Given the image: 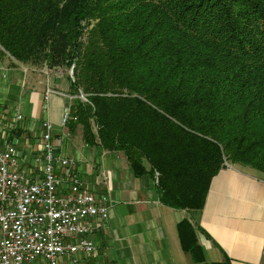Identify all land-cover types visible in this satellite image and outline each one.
<instances>
[{"label":"trees","instance_id":"1","mask_svg":"<svg viewBox=\"0 0 264 264\" xmlns=\"http://www.w3.org/2000/svg\"><path fill=\"white\" fill-rule=\"evenodd\" d=\"M3 59L73 68L66 130L167 207L203 209L226 163L264 173V0H0Z\"/></svg>","mask_w":264,"mask_h":264},{"label":"crops","instance_id":"2","mask_svg":"<svg viewBox=\"0 0 264 264\" xmlns=\"http://www.w3.org/2000/svg\"><path fill=\"white\" fill-rule=\"evenodd\" d=\"M71 76L3 59L0 109L8 118L24 116L13 139L27 158L50 121L58 151L76 160L98 195H110L109 219L92 235L97 253L86 264H264V173L228 163L212 180L203 209L163 205L155 176H136L123 152L86 144L81 126L74 134L62 127Z\"/></svg>","mask_w":264,"mask_h":264},{"label":"built area","instance_id":"3","mask_svg":"<svg viewBox=\"0 0 264 264\" xmlns=\"http://www.w3.org/2000/svg\"><path fill=\"white\" fill-rule=\"evenodd\" d=\"M70 119L65 108L63 128ZM24 120L0 109V264H86L97 253L92 235L106 226L112 199L98 195L76 160L58 151L50 121L27 158L13 139Z\"/></svg>","mask_w":264,"mask_h":264},{"label":"water","instance_id":"4","mask_svg":"<svg viewBox=\"0 0 264 264\" xmlns=\"http://www.w3.org/2000/svg\"><path fill=\"white\" fill-rule=\"evenodd\" d=\"M71 73H72V75H73V68H72V70H71ZM82 98H83L84 100H86V97H85V96H82ZM66 107H67V108L70 107V98H67V99H66ZM228 166H229L228 163H226V164L223 165L222 169H227Z\"/></svg>","mask_w":264,"mask_h":264},{"label":"rangeland","instance_id":"5","mask_svg":"<svg viewBox=\"0 0 264 264\" xmlns=\"http://www.w3.org/2000/svg\"><path fill=\"white\" fill-rule=\"evenodd\" d=\"M72 70V69H71ZM71 70H69V69H65V73L66 74H69V71H71ZM71 75H72V73H71Z\"/></svg>","mask_w":264,"mask_h":264}]
</instances>
